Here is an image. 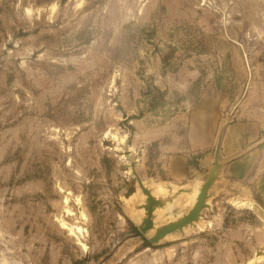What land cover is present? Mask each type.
I'll list each match as a JSON object with an SVG mask.
<instances>
[{
	"label": "rangeland",
	"instance_id": "rangeland-1",
	"mask_svg": "<svg viewBox=\"0 0 264 264\" xmlns=\"http://www.w3.org/2000/svg\"><path fill=\"white\" fill-rule=\"evenodd\" d=\"M205 100L264 123V0H0V264H264V142L139 230Z\"/></svg>",
	"mask_w": 264,
	"mask_h": 264
},
{
	"label": "crops",
	"instance_id": "crops-1",
	"mask_svg": "<svg viewBox=\"0 0 264 264\" xmlns=\"http://www.w3.org/2000/svg\"><path fill=\"white\" fill-rule=\"evenodd\" d=\"M187 124L188 150L172 158L168 166L170 179L163 183L179 190H188L190 194L193 193L194 198L214 164L217 132L219 125L222 124V114L217 103L212 100L198 102L190 110ZM263 139L264 123L262 121L250 119L234 121L223 131L220 156H235L241 154L242 150L249 149L248 153L241 155L239 160L242 163L249 162L256 154L254 151H257L256 148L259 146L257 144ZM235 162L237 161L232 163ZM209 196L208 204L210 205V200L213 198L211 192ZM205 210L207 209H204L201 214Z\"/></svg>",
	"mask_w": 264,
	"mask_h": 264
},
{
	"label": "water",
	"instance_id": "water-1",
	"mask_svg": "<svg viewBox=\"0 0 264 264\" xmlns=\"http://www.w3.org/2000/svg\"><path fill=\"white\" fill-rule=\"evenodd\" d=\"M123 117L126 118L125 115H123ZM224 129L225 126L222 128L215 146L214 164L207 173L206 179L201 185L195 198V202L192 206L190 204L193 198V193L190 194L188 190L177 189L176 192H174V189L171 186L161 185V189L166 191L168 195L164 196L161 194V198L159 199L154 197L151 191L144 187L140 179L136 177L139 188L145 197V203L141 206V209L144 213L139 230L142 234L151 233V237L148 239L150 244H158L160 241L176 232H182L185 228L191 226L197 227L202 223L201 213L204 209H209V193H212V188L215 180L217 179L219 171L225 166V164H227L226 162H223L220 156V144ZM263 142L264 139L257 145H260ZM243 154L244 152H241V154L235 155V157H240ZM189 197L191 199L190 203L188 207L184 209ZM157 207H160L166 211H170L171 214H174L178 217L167 222L165 225L156 227L154 223V213ZM151 230H154V232H150Z\"/></svg>",
	"mask_w": 264,
	"mask_h": 264
},
{
	"label": "bare ground",
	"instance_id": "bare-ground-1",
	"mask_svg": "<svg viewBox=\"0 0 264 264\" xmlns=\"http://www.w3.org/2000/svg\"><path fill=\"white\" fill-rule=\"evenodd\" d=\"M155 193H156V192H155ZM155 193H154V194H155ZM195 198H196V197H195ZM194 202H195V199H194ZM193 204H194V203H193ZM193 204H192V205H193ZM141 212H142V214L144 213L142 209H141ZM134 215H135V214H134ZM198 227H199V226H198ZM198 229H199V228H198ZM150 232H152V233H153V232H154V230H151Z\"/></svg>",
	"mask_w": 264,
	"mask_h": 264
}]
</instances>
